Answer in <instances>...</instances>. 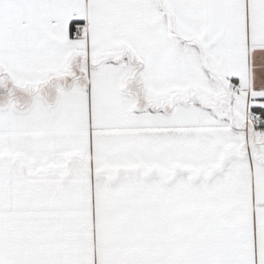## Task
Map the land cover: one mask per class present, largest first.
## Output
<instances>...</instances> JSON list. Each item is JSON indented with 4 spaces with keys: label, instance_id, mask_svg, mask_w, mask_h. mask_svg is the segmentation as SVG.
I'll return each instance as SVG.
<instances>
[{
    "label": "snow or ice",
    "instance_id": "obj_1",
    "mask_svg": "<svg viewBox=\"0 0 264 264\" xmlns=\"http://www.w3.org/2000/svg\"><path fill=\"white\" fill-rule=\"evenodd\" d=\"M0 264H264V0H0Z\"/></svg>",
    "mask_w": 264,
    "mask_h": 264
}]
</instances>
